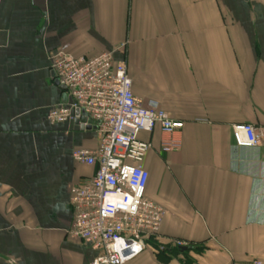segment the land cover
Returning a JSON list of instances; mask_svg holds the SVG:
<instances>
[{
	"label": "crops",
	"instance_id": "obj_1",
	"mask_svg": "<svg viewBox=\"0 0 264 264\" xmlns=\"http://www.w3.org/2000/svg\"><path fill=\"white\" fill-rule=\"evenodd\" d=\"M62 49L124 60L134 96L184 123L170 152L157 126L138 139L150 144L145 198L164 211L159 243L187 250L127 264H264V146L231 135L264 126V0H0V264L99 253L67 235L70 189L97 170L72 154L99 137L82 113L47 120L69 102L51 69Z\"/></svg>",
	"mask_w": 264,
	"mask_h": 264
},
{
	"label": "built area",
	"instance_id": "obj_2",
	"mask_svg": "<svg viewBox=\"0 0 264 264\" xmlns=\"http://www.w3.org/2000/svg\"><path fill=\"white\" fill-rule=\"evenodd\" d=\"M51 61L69 102L54 106L47 120L52 124L76 121L74 112L79 110L96 125L99 137L97 149L72 154L74 161L97 170L70 189L73 220L68 237L99 252L90 264H127L147 249L158 253L183 247L175 239L159 243L164 211L145 198L148 172L142 162L150 144L140 141L138 135L159 127L169 137L162 151L170 152L175 148L172 136L184 123L171 119L158 103L144 104L135 97L124 60H115L111 53L85 58L62 49ZM231 135L236 148L264 146V126L236 124Z\"/></svg>",
	"mask_w": 264,
	"mask_h": 264
},
{
	"label": "water",
	"instance_id": "obj_3",
	"mask_svg": "<svg viewBox=\"0 0 264 264\" xmlns=\"http://www.w3.org/2000/svg\"><path fill=\"white\" fill-rule=\"evenodd\" d=\"M55 85H56L57 87H59L60 90H62V91H64V92L66 91V88H65L64 86H62V85L59 83V81H55ZM64 98H66V96H65ZM74 115H75V117H76V119H77V122H83V121L86 120V119H84V118L81 117V114H80V111H79V110H75ZM87 122H88L89 125L92 124L91 121H87ZM179 250H180L181 252H184V251L187 250V248H186V247H181Z\"/></svg>",
	"mask_w": 264,
	"mask_h": 264
},
{
	"label": "trees",
	"instance_id": "obj_4",
	"mask_svg": "<svg viewBox=\"0 0 264 264\" xmlns=\"http://www.w3.org/2000/svg\"><path fill=\"white\" fill-rule=\"evenodd\" d=\"M152 244H153L154 248L156 249L157 248L156 244L155 243H152ZM161 253H163V254L171 253L170 254L171 256H175V255L179 254L180 251H179V248H171V249L170 248H166V249H164V251L158 252V254H161ZM182 255L185 256V255H187V253H182ZM188 263H190L189 259L186 260V264H188Z\"/></svg>",
	"mask_w": 264,
	"mask_h": 264
}]
</instances>
